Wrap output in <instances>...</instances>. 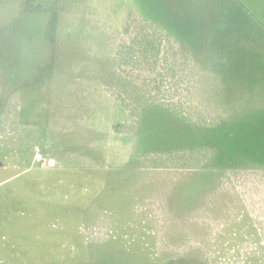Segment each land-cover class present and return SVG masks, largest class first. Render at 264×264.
Listing matches in <instances>:
<instances>
[{"label": "rangeland", "instance_id": "374dc122", "mask_svg": "<svg viewBox=\"0 0 264 264\" xmlns=\"http://www.w3.org/2000/svg\"><path fill=\"white\" fill-rule=\"evenodd\" d=\"M29 2L0 81V264H264V0ZM145 100L222 118L247 165L143 151Z\"/></svg>", "mask_w": 264, "mask_h": 264}, {"label": "trees", "instance_id": "16d2710c", "mask_svg": "<svg viewBox=\"0 0 264 264\" xmlns=\"http://www.w3.org/2000/svg\"><path fill=\"white\" fill-rule=\"evenodd\" d=\"M29 1L30 0H23V2L20 3L19 6L16 4H12V6H9V9L7 7H3L6 10V13L5 17L3 16L0 19V22L3 23L0 24V81L5 90L13 89V85L7 86L8 75L6 72V68L8 69V67H11V62L14 59V53L16 55V51L14 52L11 50V47L13 46L15 49L17 40V36L12 37L13 23L20 19L17 18L18 15L21 17L22 15L30 12V10H34L33 7L35 6H33V4ZM160 44L161 42H158V45H156V47L154 48L155 51L158 52ZM154 50L151 49L150 52H153ZM153 104L154 103L150 102L149 100H145V102L141 106L142 109L140 110V112L135 111L136 109L134 108L130 109L136 116V118H138L139 124L137 127V136L139 138V142L142 139L146 140L145 138H154L156 140L150 146H148L147 142H145V144H143V147H141L143 151L161 150L169 152L173 150L176 154L182 151L183 155L181 158L184 160V163L187 164H183L182 169L191 170L194 167L195 170L193 171L194 174L192 177L203 175L209 167L215 165L222 166V168L225 169L241 166L243 167L247 165L240 163L238 164L236 159L240 153L242 154V152L253 150L254 142H250L251 144L249 148H246V146L244 147L243 145V148L229 150L228 153L219 142V140H216L218 139V133L220 131L219 126H221V124L223 123L221 120L222 118L214 117L212 120H205L204 122L195 120L192 124H190L185 122L183 118L177 116L175 114L176 111ZM122 105L126 106L123 103ZM148 114H151V119L152 117H155L154 115H158L161 120H164L166 131L161 133V130L156 132L155 129L153 130V133H151V130L148 131L146 133V136L144 134H141V129H144V124H146V118ZM200 117L203 118L204 116L202 115ZM166 132H168V134H166ZM240 150L243 151L241 152ZM187 152H189L187 155L189 159L184 158V154H187ZM194 152H196V155L192 156V153ZM82 264H98V260H94L92 259V257H86V259L83 260ZM161 264L182 263H180L179 260L171 259L166 260Z\"/></svg>", "mask_w": 264, "mask_h": 264}]
</instances>
